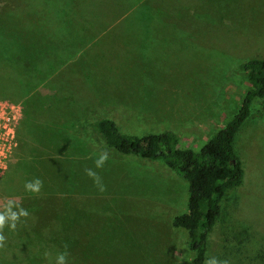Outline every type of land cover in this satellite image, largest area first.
<instances>
[{"label": "rangeland", "instance_id": "1", "mask_svg": "<svg viewBox=\"0 0 264 264\" xmlns=\"http://www.w3.org/2000/svg\"><path fill=\"white\" fill-rule=\"evenodd\" d=\"M256 55L264 0H0V103L18 105L0 201L18 198L30 213L5 228L0 264H54L65 246L69 264H191L187 232L172 226L187 210V183L161 161L108 148L93 124L169 131L198 151L238 110L248 88L241 65ZM49 95L59 101L32 100ZM234 147L244 179L205 257L264 264V100ZM105 150L101 192L84 170ZM34 177L65 182L30 196Z\"/></svg>", "mask_w": 264, "mask_h": 264}, {"label": "trees", "instance_id": "2", "mask_svg": "<svg viewBox=\"0 0 264 264\" xmlns=\"http://www.w3.org/2000/svg\"><path fill=\"white\" fill-rule=\"evenodd\" d=\"M241 69L248 88L238 110L198 151L182 148L179 138L169 131L138 136L122 133L109 118L93 124L108 148L125 156L161 161L187 183V210L173 217L172 226L187 232L191 264H204L208 234L220 218L222 204L244 179L234 140L250 117L253 102L264 100V56L246 60Z\"/></svg>", "mask_w": 264, "mask_h": 264}, {"label": "clouds", "instance_id": "3", "mask_svg": "<svg viewBox=\"0 0 264 264\" xmlns=\"http://www.w3.org/2000/svg\"><path fill=\"white\" fill-rule=\"evenodd\" d=\"M109 160V152L107 150L98 154V157L94 160V166L86 168L84 170L85 175L93 181V185L101 192L105 191V185L102 177L96 170L102 169ZM43 188V181L39 177H34L28 180L24 184V191L33 195H38ZM29 211L22 207L18 198L8 197L0 201V249L6 247L7 237L5 235V228L10 231L17 228L18 223L22 218L29 217ZM54 264H69V252L67 246L65 250L59 252ZM204 264H230L228 259H220L216 256H208L204 260Z\"/></svg>", "mask_w": 264, "mask_h": 264}, {"label": "built area", "instance_id": "4", "mask_svg": "<svg viewBox=\"0 0 264 264\" xmlns=\"http://www.w3.org/2000/svg\"><path fill=\"white\" fill-rule=\"evenodd\" d=\"M13 103H0V179L7 170V165L16 147L17 119L16 107Z\"/></svg>", "mask_w": 264, "mask_h": 264}, {"label": "crops", "instance_id": "5", "mask_svg": "<svg viewBox=\"0 0 264 264\" xmlns=\"http://www.w3.org/2000/svg\"><path fill=\"white\" fill-rule=\"evenodd\" d=\"M55 95H49V98L50 99H48V100H42V98H40L39 96H33L32 97V100L34 101V102H41V101H51V102H58L59 100H58V98H55L54 97ZM51 98H52V100H51ZM69 99H67V98H65L64 99V101H67L68 103H70L71 101H72V98H70V97H68ZM60 101H62V100H60ZM73 102H75V101H73ZM79 107L81 108V106L79 105ZM117 108H119L118 110H126V109H122L121 107H117ZM126 108H128V109H132V110H134V108L132 107V106H128V107H126ZM114 109V108H113ZM126 111H128V110H126ZM54 113V112H53ZM54 124H49V126L51 127V126H53ZM30 147L32 148V145L30 144ZM64 147H67V148H70V146L69 145H64ZM20 148V147H19ZM19 148L17 149V152H21V148H20V150H19ZM18 153V154H19ZM17 165V164H16ZM9 174V173H8ZM8 174L4 177V178H8L9 176H8ZM8 176V177H7ZM3 179V177L1 178V180ZM31 179H33V178H30V180ZM43 183H46V186L48 187V186H50L51 184L52 185H55L54 187H57V183H60V184H62V183H64L65 181L64 180H62V181H58L57 179H52L51 181H49V180H47V179H45V178H43ZM1 182V181H0ZM51 182V183H50ZM59 188H61V186L59 187ZM62 189V192H64L63 194V197H67V196H69V194L68 195H65V192L66 193H69V191H65L63 188H61ZM49 189L47 188V191H48ZM26 194V193H25ZM53 194H55V193H53ZM41 195H44V194H41ZM40 194H38V195H33V194H30V196H41ZM58 196H60V194H57ZM28 196H29V194H28ZM27 196V197H28ZM22 198H24V197H22Z\"/></svg>", "mask_w": 264, "mask_h": 264}]
</instances>
